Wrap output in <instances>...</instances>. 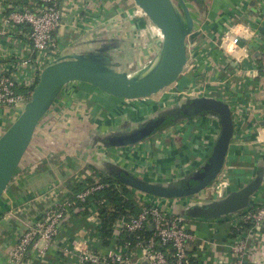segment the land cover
<instances>
[{
    "label": "crops",
    "instance_id": "obj_1",
    "mask_svg": "<svg viewBox=\"0 0 264 264\" xmlns=\"http://www.w3.org/2000/svg\"><path fill=\"white\" fill-rule=\"evenodd\" d=\"M196 1L185 0L194 18V29L186 41L189 61L176 91H200L198 96L216 98L229 105L234 132L221 179L228 184L227 192L231 193L262 175L251 205L263 206L264 143L258 141L256 132L263 127L260 123L264 120V90L260 88L258 72L259 54L264 47V0ZM28 5L29 0H0V67L19 63L28 54L29 26L8 22L13 12ZM61 7L62 22L56 33L61 55L110 46L109 60L119 69L136 72L153 59L160 45L158 32L131 0H62ZM232 23L237 25L234 32L241 34L234 54L223 51L221 42L226 27ZM68 88L60 93L52 110L54 120L61 118L60 129L64 132L74 124L79 129L90 130L88 134L83 133L91 141L95 135L105 137L126 131L135 123L125 116L118 119L114 115L118 109H129L119 101L85 85H75L69 92ZM163 98L164 95L160 100ZM151 104L156 101L141 105L148 111ZM12 119L0 108V135ZM108 119L112 124L106 123ZM174 128L176 131L170 128L162 131L165 132L162 143L155 141L157 133L141 141L140 145L146 143L141 151L149 152L152 162L164 160L176 169L194 172L208 158L218 124L212 117L200 115L178 122ZM46 135L42 131L37 135L0 199V264H77L75 244L79 243L100 255L108 254L114 250V245H103L100 237L91 235L96 221L90 218L89 207L86 215H74L72 211L49 244L36 239L22 260L10 259L26 231L40 221L47 210L68 198L77 184L86 182L84 179L92 174L91 166L108 161L140 178L128 169L134 158L127 155V150L101 145L93 148L86 143L80 148L76 144L74 148L54 147L55 144H46ZM137 155L139 153H132L136 159ZM100 169L99 176L105 173V169ZM160 204L166 211L184 217L185 229L192 236L187 253L197 264H264V228L256 230L252 224L242 222L240 212L205 220L183 214L184 207L193 202L161 200ZM237 243L243 245L240 255L233 250ZM140 264L147 263L141 261Z\"/></svg>",
    "mask_w": 264,
    "mask_h": 264
},
{
    "label": "water",
    "instance_id": "obj_2",
    "mask_svg": "<svg viewBox=\"0 0 264 264\" xmlns=\"http://www.w3.org/2000/svg\"><path fill=\"white\" fill-rule=\"evenodd\" d=\"M158 32L160 45L153 59L136 72L119 69L109 60L110 46L61 55L40 73L30 100L0 135V199L29 150L41 121L53 110L60 93L69 85H85L124 105H136L176 91L189 58L187 38L194 29V18L185 0H131ZM163 111H176V119L152 113L128 131L106 135L107 147L124 148L151 137L186 118L206 115L216 120L219 130L205 163L183 179L164 185L146 182L124 169L117 179L129 189L151 198L177 200L199 195L210 187L222 171L234 132L229 105L219 99L192 93ZM157 116V117H156ZM264 127V120L260 123ZM126 129V130H127ZM262 175L220 200L189 204L183 214L198 219H218L251 206L252 196L262 183Z\"/></svg>",
    "mask_w": 264,
    "mask_h": 264
},
{
    "label": "built area",
    "instance_id": "obj_3",
    "mask_svg": "<svg viewBox=\"0 0 264 264\" xmlns=\"http://www.w3.org/2000/svg\"><path fill=\"white\" fill-rule=\"evenodd\" d=\"M62 0H29V5L22 10L15 11L9 17L8 22L16 26H29L28 54L22 57L19 63H10L0 67V108L5 109L7 115L12 116V121L21 112L19 105H24L30 100L33 87L38 81L41 71L50 63L56 61L60 56L56 33L62 22ZM234 23L226 27L222 37V50L235 53L240 44L241 34L236 30ZM239 31V30H238ZM228 44V45H227ZM229 46V47H227ZM152 60V59H151ZM148 60L147 64L151 61ZM258 72L260 77V88L264 90V47L259 54ZM190 96V92H182L180 95ZM193 95H200L197 91ZM184 99V98H183ZM259 142L264 143V127H259L256 132ZM223 170L214 183L206 188L203 193V202L217 201L226 196L228 184L222 181ZM87 178L93 182V186L87 187L85 191L76 195L80 201L87 196L106 186L100 183L101 177L92 175ZM86 179H84L86 181ZM135 194V191H133ZM144 195V194H143ZM136 196V195H135ZM216 198V200H214ZM141 198L136 200L139 205L137 215L124 216L118 219L113 229L115 234L111 239L114 250L106 255H100L95 250H87L84 243L75 244L77 264H197L192 261L187 253V244L192 236L186 231L184 217L171 211H166L160 204L161 199L152 198L149 203ZM249 208L240 212L241 221L252 224L256 230L264 228V205ZM72 203L68 198L55 204L45 213L44 217L34 226L26 231L19 239L10 254L13 261L22 260L27 254L30 243L35 244L34 239H43L47 244L57 234L60 225L72 213ZM92 212L90 218L95 220L92 236L98 237V212L95 206H90ZM150 228L152 237L145 242H139L135 252L128 256L127 247L117 245L119 234L136 233ZM36 246V245H35ZM233 250L240 255L243 251L242 244H235Z\"/></svg>",
    "mask_w": 264,
    "mask_h": 264
},
{
    "label": "trees",
    "instance_id": "obj_4",
    "mask_svg": "<svg viewBox=\"0 0 264 264\" xmlns=\"http://www.w3.org/2000/svg\"><path fill=\"white\" fill-rule=\"evenodd\" d=\"M187 1L190 2V0ZM196 3H198V0L196 1ZM52 113L53 111H50V113H48V115L39 124L31 145L36 141L37 135H41V131L46 132L45 130L48 129L49 123L47 122L48 120L53 119L54 113ZM171 120L172 118L168 119V121ZM45 139L47 141V145L56 144V146L58 147L71 146V148H74V143L71 142L72 140L68 141V139L64 137L58 140L54 137L53 140H51L46 135ZM105 140L106 137H98L95 135L93 136L91 141H89V139L87 138L83 141V143H86L87 146L90 145L93 148H96L100 145L106 148L107 141ZM68 143L71 144L69 145ZM77 148H80V146H77ZM90 168V170L92 171V175L98 174L101 170L100 168L105 169V173H100V183L105 184L106 186L87 196L84 201H80L76 198V195L85 191L87 187L93 186V182L91 181V179L87 178L86 182L77 184L76 188L69 195L68 200L72 203L71 210L74 212V215H86L89 212L88 208L91 205L95 206V209L98 212L99 219V237L102 240L103 245H109L111 243L113 235L115 234V231L113 229L114 223L121 217L137 215L140 208L133 191L117 179V169L115 168V165L113 163L102 161L100 164L93 165ZM252 207H256V205H253ZM151 237L152 231L149 227L143 231L136 233L124 232L122 234H119L117 245L120 247L126 246L127 249L124 253L130 256L137 249V244L139 242H145ZM36 238L34 239V242ZM31 245H33V243L29 244V246L27 247V252L30 249Z\"/></svg>",
    "mask_w": 264,
    "mask_h": 264
},
{
    "label": "rangeland",
    "instance_id": "obj_5",
    "mask_svg": "<svg viewBox=\"0 0 264 264\" xmlns=\"http://www.w3.org/2000/svg\"><path fill=\"white\" fill-rule=\"evenodd\" d=\"M60 42V41H59ZM73 86L75 85H69L67 87L68 88V92L69 90L73 89ZM77 86V85H76ZM180 93H182L181 91H175V93L173 94H169L168 96L165 95L164 93V98L162 100H160V97H157L152 100H148L145 102H142L141 104H146V103H152L154 101H156V104H151L149 105V110L144 111V107L141 104H136L134 105H125L127 107H129L128 110H121L118 109L117 112L118 113H114V115L118 118L121 119L124 116L128 119H130L131 121H135V123H139L140 121H143L147 118V116H149L150 112H162L164 107L167 108L168 106H171L181 100H183V98L187 99L188 97L186 96V94H182L180 95ZM163 97V95H162ZM24 105H19L18 109L22 110ZM133 106V107H132ZM158 112V113H159ZM53 114V113H52ZM188 118L184 119L187 120ZM61 118H57V120L52 119V120H48L47 123L48 124V129L46 130V134L47 137L51 140H53V138L55 137L57 140L64 137L67 138L69 141H71L72 143H74V145L76 144V146H80L83 141L87 138H85L84 133L83 132H87L88 130L82 129L79 127H77L76 125H71L70 127H67V131H63L61 128L60 129V122ZM183 120V121H184ZM13 122V121H12ZM11 122V123H12ZM178 122H182V121H178ZM106 123L112 124L111 121L108 119V121ZM176 124V123H175ZM175 124H173V126L169 127L168 129L170 131H176ZM80 126V124H78ZM95 127V126H94ZM92 127V128H94ZM165 129V128H164ZM164 129L160 130L159 132H157V136H155V141L161 142L164 138H163V133L162 132ZM169 131V132H170ZM90 132V130L88 131ZM87 132V134H88ZM57 136V137H56ZM162 143V142H161ZM146 145V143L144 142L143 144L139 145L136 144L134 146H129L130 148H122V151L126 150L127 155H130V157L134 158L132 159L131 166L128 167V169H130V171L134 172L135 174L137 173L138 176L149 183H153V184H157V185H164V184H170V183H174L177 182L181 179H183L186 176V173L190 174L192 172H187V171H183L180 170L179 168L176 169L175 165H171L169 166L164 160H159L158 163L152 162L151 161V155L149 152H147L146 154L143 153L141 151V147H144ZM54 147H56V144L54 145ZM134 147V148H133ZM137 148V149H136ZM117 150H113V152L115 153ZM132 153L137 154L139 153V155H137V159L136 156H132ZM121 157H119L120 159ZM116 159V158H115ZM127 170V167L125 168ZM136 197L141 198L143 200L139 201H145L147 203H149L150 201H153L154 199L150 198L149 196L143 195L139 192H135ZM146 198H149V201L146 200ZM203 200V193H200L199 195L194 196L193 198L190 199H180V200H176L177 203H198L201 202ZM214 200H216V198H214ZM175 201V200H174ZM210 202V201H209Z\"/></svg>",
    "mask_w": 264,
    "mask_h": 264
},
{
    "label": "flooded vegetation",
    "instance_id": "obj_6",
    "mask_svg": "<svg viewBox=\"0 0 264 264\" xmlns=\"http://www.w3.org/2000/svg\"><path fill=\"white\" fill-rule=\"evenodd\" d=\"M165 109V107H164ZM159 112V111H158ZM155 112L157 113L158 115L157 116H161V117H165L166 119L167 118H172V119H176L175 116L173 115L176 111H172V112H168V111H162V112ZM156 116V117H157ZM174 116V117H173ZM128 131V129L126 130V132ZM106 141V140H105Z\"/></svg>",
    "mask_w": 264,
    "mask_h": 264
}]
</instances>
